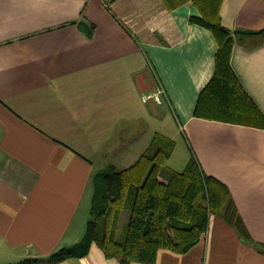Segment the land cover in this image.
Masks as SVG:
<instances>
[{
    "label": "crops",
    "instance_id": "crops-1",
    "mask_svg": "<svg viewBox=\"0 0 264 264\" xmlns=\"http://www.w3.org/2000/svg\"><path fill=\"white\" fill-rule=\"evenodd\" d=\"M219 15L231 32L264 30V0H222ZM198 16L161 0H0V264H46L33 261L79 243L94 175L132 166L156 135L174 143L168 169L193 154L264 244V129L193 116L218 50ZM230 64L264 115V35L236 43ZM160 86L162 104L141 100ZM56 264L119 263L92 243ZM154 264H264V252L212 216L198 244Z\"/></svg>",
    "mask_w": 264,
    "mask_h": 264
},
{
    "label": "trees",
    "instance_id": "trees-1",
    "mask_svg": "<svg viewBox=\"0 0 264 264\" xmlns=\"http://www.w3.org/2000/svg\"><path fill=\"white\" fill-rule=\"evenodd\" d=\"M167 10L186 3L199 12L190 22L208 29L218 50L214 74L201 91L193 116L196 118L264 129V115L243 89L230 64L233 47L262 31H229L221 24L222 0H161ZM86 26L81 24L85 30ZM91 38L93 27L86 28ZM174 143L156 135L151 146L132 166L99 172L92 179L93 194L85 235L71 248L61 249L43 260L56 264L87 255L92 243L106 259L119 264H154L160 250L185 254L207 232L210 218L219 217L233 227L241 239L264 252L247 230L228 187L205 174L191 158L181 172H171L167 163ZM124 210L128 222L118 234Z\"/></svg>",
    "mask_w": 264,
    "mask_h": 264
},
{
    "label": "built area",
    "instance_id": "built-area-1",
    "mask_svg": "<svg viewBox=\"0 0 264 264\" xmlns=\"http://www.w3.org/2000/svg\"><path fill=\"white\" fill-rule=\"evenodd\" d=\"M113 0H101L105 7H108ZM165 96L164 89L160 86L155 91L142 95L141 100L143 102L154 101L157 104L163 103V97Z\"/></svg>",
    "mask_w": 264,
    "mask_h": 264
},
{
    "label": "rangeland",
    "instance_id": "rangeland-1",
    "mask_svg": "<svg viewBox=\"0 0 264 264\" xmlns=\"http://www.w3.org/2000/svg\"><path fill=\"white\" fill-rule=\"evenodd\" d=\"M88 218H89V216H88Z\"/></svg>",
    "mask_w": 264,
    "mask_h": 264
}]
</instances>
